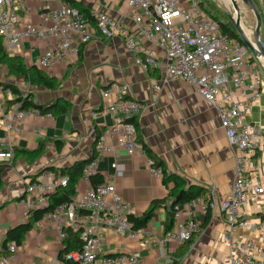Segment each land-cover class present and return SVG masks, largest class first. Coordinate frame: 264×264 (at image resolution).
<instances>
[{
    "label": "crops",
    "instance_id": "1",
    "mask_svg": "<svg viewBox=\"0 0 264 264\" xmlns=\"http://www.w3.org/2000/svg\"><path fill=\"white\" fill-rule=\"evenodd\" d=\"M72 1L79 8L88 11L98 9L119 19L137 42L149 46L127 12L125 0ZM213 1L220 4V12L225 19L213 11ZM251 1L261 19L260 36L264 42V0ZM199 2L202 13L215 18L217 23L230 22L228 15H232V8L229 0ZM62 3L63 0H20L16 26L28 22L40 25L39 12L44 9L56 10ZM241 6L243 21L253 27V16ZM72 38L74 42L77 41L76 35ZM3 44L10 56H21L26 66L35 65V60L49 46L47 41L35 37L19 44L7 41ZM153 48L158 66L146 69L135 63L134 53L126 48L121 38H93L80 47L78 55L57 63L50 70L44 69L49 77L57 81L54 89L30 85L22 77L9 74L5 65H0V83L15 86L20 93L28 91L36 105L58 102L66 106L64 112L51 114L50 117L28 116L21 123H15L9 133L18 154L12 163L0 168V222L6 224L0 228V246L6 230L25 221L17 198L22 197L25 182L30 177L49 167L57 170L70 168L77 162L91 158L96 133H102L111 124L108 116L92 117L91 113L106 103L101 91L109 83L116 82L126 85L128 96L142 104V109L135 117L137 138L142 150L132 155L118 150L116 159L112 153L105 154L96 172L102 177L110 175L113 173L110 164L116 162V192L130 205L134 216L142 215L153 200H163V204L156 208L146 227L138 230L136 239L106 230L103 236L106 251L134 253L140 258V264H221L225 260L228 254V247L222 241L225 223L218 208L205 213L192 211L191 217L202 224L191 242H167L161 245L157 242L164 234L166 216L172 202L169 196L171 184L165 186L161 177L149 172L144 147L166 172L181 178L186 188L193 187V192L198 191L200 197L211 195L217 203L230 193L236 147L221 129L215 109L190 83L181 79L165 83L160 81L166 55L163 49ZM262 76L264 78L263 73ZM156 84L159 89L155 88ZM4 108V102L0 100V113ZM249 119L261 127L264 135V84L258 100L252 106ZM41 143L43 149L36 156L27 157L22 153V150H34ZM261 176V193L249 197L243 206L245 218L252 222H264V170ZM90 186V183L78 178L75 196L83 194ZM14 201L17 204L16 213L12 211L14 206H11ZM207 213L209 218L204 222ZM36 224L42 231L41 220ZM48 225L57 234L55 226ZM40 234L37 229H31L25 235L32 237ZM235 237L259 241L257 233L244 230L235 231ZM42 247H39L36 258H33L22 242L17 246V251L22 252L19 256L15 252L11 264H56L57 253L61 249L58 235L52 243Z\"/></svg>",
    "mask_w": 264,
    "mask_h": 264
},
{
    "label": "built area",
    "instance_id": "2",
    "mask_svg": "<svg viewBox=\"0 0 264 264\" xmlns=\"http://www.w3.org/2000/svg\"><path fill=\"white\" fill-rule=\"evenodd\" d=\"M125 1L127 12L149 46L137 42L119 19L98 9L89 10L85 17L65 1L56 10H41L40 25L28 22L17 27L20 0H0V38L14 44L32 37L47 41L49 46L34 63L47 70L78 55L83 44L97 37L121 38L134 53L135 63L146 69L158 66L153 46L163 49L166 63L160 81L181 79L190 83L217 112L220 127L234 142L236 153L228 197L217 203L208 195L177 205L172 228L157 242L160 245L191 242L202 224L191 217L192 211L205 213L218 208L225 223L222 241L228 247L227 257L221 264H264V222L247 220L243 210L247 199L258 196L263 188L264 135L249 115L264 84V67L243 42L220 32L217 21L202 13L199 0ZM73 35L77 36L76 42ZM155 88L160 87L156 84ZM27 93L23 91L20 95L25 97ZM101 94L106 103L91 116L106 115L111 124L95 139L93 155L79 177L88 183L105 154L112 153L116 159L118 150L128 155L142 150L134 122L142 104L128 96L126 85L116 82L109 83ZM15 98L9 85L0 84V100L5 105L0 113V168L12 163L15 156L9 138L14 124L28 116H51L37 108H21ZM146 162L152 175L162 176L161 167L152 158L147 156ZM110 167L113 173L105 175L102 183L43 213L42 218L55 226L60 243L67 237L68 230L77 233L81 243L79 249L64 253L56 264H140V258L134 253H108L103 242L106 230L129 239L138 237V230L129 219L130 205L116 192V162L112 161ZM67 180V176H58L48 169L30 177L18 200L22 217L27 219L32 211L47 209L49 195L65 187ZM237 230L255 232L259 241L239 239L235 237ZM16 251L14 242L8 243L5 250L0 246V264H11Z\"/></svg>",
    "mask_w": 264,
    "mask_h": 264
},
{
    "label": "trees",
    "instance_id": "3",
    "mask_svg": "<svg viewBox=\"0 0 264 264\" xmlns=\"http://www.w3.org/2000/svg\"><path fill=\"white\" fill-rule=\"evenodd\" d=\"M66 3H68L70 6L76 8L79 12H81L85 17H88L89 11L83 8H79L72 0H63ZM215 19V18H214ZM216 20V19H215ZM217 21V20H216ZM219 30L222 34H226L229 37H234L238 39L240 38L237 35L233 25L230 22L224 23V22H218ZM242 42V41H241ZM4 39L0 38V65H5L8 73L14 76L22 77L25 82H27L30 85L34 86H42L47 89H54L57 87V81L49 77L44 70L41 68L33 65V66H26V64L23 61V58L21 56H10L4 47ZM14 95L16 96L15 101L20 102L21 108H37L40 110L41 113H50V114H57L62 113L65 111L66 106L65 104L54 102L47 105H36L34 101L31 98V93H27L25 97H21L20 92L15 86L9 85ZM135 122V119H134ZM100 135V133H96V138ZM43 149V144H39L34 150L32 151H23L27 157L29 156H36L39 154ZM145 153L148 157L152 158L154 160V163L161 167L162 169V183L167 186L168 184H171V188L169 189V196L171 197V204L170 208L167 212L166 216V223L164 228V233L166 231H169L174 222L173 214L175 212V207L179 204L188 202L196 197H200L198 191L193 192V187H185V183L181 178H179L174 173H168L164 170V168L161 166L160 163H157L155 161V158L153 155L149 152V150L145 149ZM18 154V151L15 150V156ZM90 161V159H87L85 161L77 162L70 168L65 169H54L53 167L47 168L48 170H53L58 176H67V185L65 187H61L56 189L52 194L49 195V204L47 209H36L31 212V214L25 219L24 223L13 225L12 227L8 228L4 234V238L1 241V250H5L6 246L10 242H14L16 246H20L24 240L25 234L31 230L32 226L40 221L42 218L43 213L52 208L53 206L64 203L69 201L76 193V182L78 178L82 174V170ZM45 170V169H44ZM90 184L92 187H95L96 185L103 182V177L101 174L95 172L93 175L90 176ZM180 193L179 199L175 201V197L177 194ZM163 204V200L156 199L150 202L148 208L146 211L140 215V216H134L130 215L129 219L133 223L134 229H141L146 227L150 219L152 218L154 211L156 208L161 206ZM208 212V211H207ZM209 218V214L207 213L205 215L206 222ZM62 247L60 251L57 253V259H62L63 254L73 250V249H79L81 246V243L79 241V238L77 236V233L71 232L68 230L67 237L62 239L61 241ZM2 253V251H1Z\"/></svg>",
    "mask_w": 264,
    "mask_h": 264
},
{
    "label": "water",
    "instance_id": "4",
    "mask_svg": "<svg viewBox=\"0 0 264 264\" xmlns=\"http://www.w3.org/2000/svg\"><path fill=\"white\" fill-rule=\"evenodd\" d=\"M229 2L232 8V15H228L229 21L232 23L240 40L248 47L256 60L264 67V42L260 36L261 19L255 6L251 0H229ZM241 4L254 18L255 23L252 29H247L243 24ZM247 30L248 32H246ZM179 196L180 193L177 194L174 200L177 201ZM17 199L19 200L20 197ZM21 223L24 222H19L18 224ZM59 251L60 249L58 252Z\"/></svg>",
    "mask_w": 264,
    "mask_h": 264
},
{
    "label": "rangeland",
    "instance_id": "5",
    "mask_svg": "<svg viewBox=\"0 0 264 264\" xmlns=\"http://www.w3.org/2000/svg\"><path fill=\"white\" fill-rule=\"evenodd\" d=\"M213 4H214V6L215 7H213V11L214 12H217L216 14L221 18V19H225V16L220 12V4L218 3H216V2H214L213 1ZM243 24H244V26L247 28V29H252L253 27H250V26H248L244 21H243ZM5 42V41H4ZM11 51V50H10ZM42 70H44V69H42ZM14 206L13 208H12V211L14 212V213H16L17 212V204H16V202L14 201V202H12V204H11V206ZM8 206V205H7ZM20 211V210H19ZM9 214V213H8ZM7 217V216H6ZM0 220H1V218H0ZM41 220V222H42V231H41V229H39L38 228V226H37V224L35 225H33L32 226V230H36L37 229V231H38V235L40 234V233H42V234H40V236H36V235H34V236H32V237H26V235H25V237H24V240H23V243L25 244V249H26V251H29V256H31V257H33V258H36V256H37V253L39 252V247L41 246H45V245H47V244H49V243H52L54 240H55V238L57 237V234H56V232H55V230L53 229V228H50L49 227V221H48V219H46V218H41L40 219ZM6 224H2L1 222H0V228H2V227H4ZM55 228V227H54ZM43 248V247H42ZM22 252V251H21ZM21 252L19 251H17L16 252V255H20L21 254Z\"/></svg>",
    "mask_w": 264,
    "mask_h": 264
},
{
    "label": "bare ground",
    "instance_id": "6",
    "mask_svg": "<svg viewBox=\"0 0 264 264\" xmlns=\"http://www.w3.org/2000/svg\"><path fill=\"white\" fill-rule=\"evenodd\" d=\"M246 32H248V30Z\"/></svg>",
    "mask_w": 264,
    "mask_h": 264
}]
</instances>
